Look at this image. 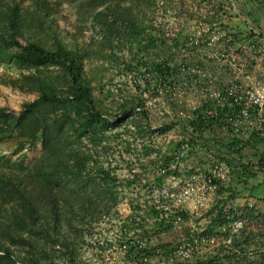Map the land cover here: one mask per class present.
I'll return each instance as SVG.
<instances>
[{"label": "trees", "instance_id": "16d2710c", "mask_svg": "<svg viewBox=\"0 0 264 264\" xmlns=\"http://www.w3.org/2000/svg\"><path fill=\"white\" fill-rule=\"evenodd\" d=\"M74 1L80 9L75 16V32L59 26L50 0H0V17L7 22L0 18V63L17 71L8 75L6 82L19 91L34 94L15 111L0 106V141L13 140L12 153L35 140L39 144L37 155L28 163L23 158L0 155V264H58L55 245L69 264H89L78 256L68 229L79 231L78 226L95 223L102 213L115 209L119 181L115 166L105 156L109 151L117 154L113 159L116 165L119 161L126 166L123 185L132 183L142 171H149L156 184L169 172H176L165 168V163L178 141L162 151L153 148L154 134L144 112L133 113L140 98L132 94L107 106L102 83L94 86V77L82 67L83 61L93 55L100 59L94 71L101 75L107 68L139 73V66L144 65L157 83L169 74L175 76L176 68L165 65L164 58L175 57L168 41L176 47L180 43L179 32L168 39L151 25L154 5L163 6L166 1ZM27 11L36 12L46 21L42 33L27 20ZM204 14L208 20L213 19L208 10ZM87 20L96 28L89 41L81 43L78 33H82ZM200 109H195L197 114L188 124L212 130L220 115L206 118L200 115ZM225 110L223 107L216 112ZM126 122H131L132 130L126 128ZM250 135L254 144L264 142L258 129L251 130ZM200 137L204 140L201 146L206 148L205 137ZM240 145V139L234 136L226 143L231 151ZM133 150L135 166L122 157ZM151 152L153 157H149ZM259 159H264V152ZM158 168L163 171L155 172ZM263 168L257 161L256 169ZM192 169L190 166L185 171ZM230 172L253 174L242 165L231 166ZM214 182L218 196L200 215L205 219L200 228H172L176 217L180 222L189 219L188 211L180 205L170 203L163 210L161 202L153 198L139 201L129 197L130 211L119 226L125 248L117 264H264L263 250L252 251L257 256L254 260L245 258L242 243H246L248 235L243 234L244 226L236 232L229 227L235 218L247 216L251 208L227 204L232 197L229 181ZM138 207H142L140 214H136ZM192 219L197 221V217ZM212 235L216 240L209 242ZM182 249L186 250L185 255L179 253Z\"/></svg>", "mask_w": 264, "mask_h": 264}, {"label": "built area", "instance_id": "2783aa9c", "mask_svg": "<svg viewBox=\"0 0 264 264\" xmlns=\"http://www.w3.org/2000/svg\"><path fill=\"white\" fill-rule=\"evenodd\" d=\"M211 2L202 0V5L210 13L227 11L236 17L242 16L234 0H225L220 6L215 1ZM207 18L208 15L204 13L198 17L188 18L166 15L152 17L151 25L155 26L154 28L158 27L165 38L170 39L179 32L180 43L176 47L168 41L169 51L175 52V57L164 58L165 65L169 68H176L175 76L169 74L157 83L146 71L145 66L140 65L139 73L132 70L116 72L113 69L118 78L125 82L124 85L104 84L105 88L113 94L115 101H120L122 98L118 96L121 94L122 86L129 87L134 91L132 94L140 98V103H135L133 106V113L144 112L145 119L154 134L153 141L155 137L153 143L155 150H165L168 144L178 141V146L168 152L170 157L165 163V168L175 169L176 172H169L165 178L175 181L188 180L194 185L184 187L176 194L171 203L174 206L180 205L182 198L190 195L192 190L197 191L199 197L206 195L209 191H214V179L225 183L229 180L230 166L225 160L215 159L208 167H204L202 163L193 165L188 161L192 150L197 147L206 149L198 144L197 136L207 129L193 128L187 122L196 116L197 112H194L196 108L201 107L200 115L206 118L212 114H219L218 122L231 124L232 131L238 129L237 121L242 118L248 122L257 119L260 125L264 124L262 117L264 45L258 43L259 30L247 21L245 27L247 36H244L233 28L223 27L224 30L216 26L214 19L208 20ZM181 25L184 30L181 29ZM87 27L86 33L89 39L93 28L96 27L92 26L90 21L87 22ZM143 41L142 39L141 42ZM122 53L128 55L126 50ZM118 65L121 66L122 63ZM223 107L226 108L225 111L216 112V109ZM125 125L128 130L133 129L131 122H126ZM160 126L165 127L159 130ZM138 147L137 144L136 149ZM134 155L135 150L123 154L122 157L128 158L135 165L132 160ZM153 156L154 152H151L149 157ZM160 162L158 160V163ZM118 165L124 164L118 161ZM190 166L193 169L186 172V168ZM131 170H134V167ZM162 171V168L155 170V172ZM138 178L142 182L146 180L141 177V174ZM154 201L161 202L159 205L163 210L168 207V204L162 200L154 199ZM179 223L180 219L176 217L171 222L172 228L178 229ZM242 224L241 218H235L229 225L231 232H236ZM119 226L120 222L114 227L116 242L111 246L116 248L119 254H123L125 242L121 240L122 233ZM195 240L194 238L193 241ZM207 240L213 242L216 236L212 235ZM120 241L121 244H119ZM179 253L185 255L186 250L182 249Z\"/></svg>", "mask_w": 264, "mask_h": 264}, {"label": "rangeland", "instance_id": "374dc122", "mask_svg": "<svg viewBox=\"0 0 264 264\" xmlns=\"http://www.w3.org/2000/svg\"><path fill=\"white\" fill-rule=\"evenodd\" d=\"M54 6V16L56 22L59 26L63 28L70 29L72 31H76L77 22L75 20L76 14L79 12V7L76 5L74 0H50ZM166 3L162 5L157 4L154 5V15L158 16H185V17H198L200 14L205 12V7L200 4L196 6H192L193 0H186L184 6H179L177 4V0H165ZM208 3H212V0H206ZM223 5L224 2L219 3L218 5ZM239 9V8H238ZM244 10V9H243ZM240 11V9H239ZM212 14V13H211ZM240 14L246 17L245 20L252 23V19L249 13L246 11ZM153 15V16H154ZM234 16L231 12L224 11L223 13H213V19L215 20L216 26L220 28L228 27L233 28L236 27L234 25V21H231L228 17ZM235 17V16H234ZM1 20L5 23V18L1 15ZM26 18L31 23V25L40 33L44 30L46 21L36 12H26ZM239 23L242 25H246L240 19V15L238 16ZM227 20V22L223 21ZM229 20V21H228ZM244 20V21H245ZM83 26L82 33H78V40L83 42H88L86 30H88L87 22ZM233 23V25L231 24ZM245 28V27H244ZM181 29L184 30L183 25H181ZM224 29V28H223ZM225 30V29H224ZM245 30V29H244ZM239 33V32H238ZM240 33H242L240 31ZM94 34V33H93ZM90 35V34H89ZM244 36H247L246 30L243 32ZM90 38V37H88ZM100 62L98 57H91L89 59H85L83 61V70L84 72L88 73L89 76H93V84L97 87V85L102 83V92L106 94L103 98V94H101L102 98L104 99V103L108 106L109 103L114 101L113 94L105 88L104 84H125L122 80L118 78L116 72L113 68H107L102 73H98L99 71H94L97 64ZM96 66V67H95ZM16 69L13 66L7 65L5 63H0V106L9 111H15L20 107V104L23 100H28L34 96L31 92H22L17 90L16 88L10 86L7 82V76L15 75ZM119 91V90H118ZM121 96L122 98L128 97L132 95V91L129 87L122 86ZM95 94H98L96 88L94 89ZM113 107V106H112ZM127 128V127H126ZM155 141V137H154ZM14 142L10 138L2 139L0 141V155L3 157H9L11 159L16 158H23V160L28 163L31 161L39 151V144L35 140L31 145L26 146L25 149L21 151H17L12 153L14 150ZM112 152L109 151L108 154H105L110 160V165L115 166V172L118 178V196L119 199L116 203V207L113 210H110L109 213H102L95 223H91L90 225L85 226H78L79 231L82 233L79 235V231H75L74 229H68V235L70 240L75 247V251L78 253V256L88 262L89 264H117L121 259L120 254L117 252L116 248L112 247L111 245L116 242V231L114 229L115 226L118 225V222L130 211L128 198L133 197L141 201L143 198L150 197L153 199L162 200L166 204L173 203V198L180 192V190L184 187H188L190 185H194L192 182L188 180L184 181H175L173 179H166L163 176L161 182L156 184L154 180L150 177L149 171H142L141 177L145 178V182H142L139 178H136L132 183L129 185H123V179L127 176V169L125 165L119 166L116 165L113 159H116L117 154L114 152V155L111 154ZM132 160L135 159V155L132 156ZM149 158V157H146ZM146 160V159H145ZM135 162V161H133ZM135 166V165H133ZM134 193L135 196H134ZM187 200L194 202L197 206L199 205V201L201 202V198L199 197V193L197 191H193L187 197L182 198L180 201V205L187 202ZM142 207L137 208V213L140 214ZM200 209L198 211H202ZM201 215V214H200ZM199 215V216H200ZM193 221V219H191ZM55 253L57 255V262L58 264H69V262L65 259V255L63 254L62 250L59 249L57 245H55ZM19 264V263H18Z\"/></svg>", "mask_w": 264, "mask_h": 264}, {"label": "crops", "instance_id": "0c3cea01", "mask_svg": "<svg viewBox=\"0 0 264 264\" xmlns=\"http://www.w3.org/2000/svg\"><path fill=\"white\" fill-rule=\"evenodd\" d=\"M186 0H177V4L182 6L185 4ZM215 3L225 2V0H212ZM202 4V0H193L192 6ZM234 4L240 9L242 13L246 11L249 13L252 24L260 32V38L258 43L264 45V0H234ZM244 9V10H243ZM231 21H234V30L239 31V34H243L245 31L244 27L239 21L238 17L230 16L228 17ZM240 19L247 23L244 14ZM245 20V21H244ZM224 22L227 20H223ZM229 21V20H228ZM233 25V23H231ZM240 31L242 33H240ZM262 117L264 118V108ZM236 130L229 131L228 127L231 128L229 123L219 122L217 125H213L212 130H205L199 133L197 136L198 144L204 141L200 136L205 137L206 149L202 147H197L188 156V161L193 165L196 163H202L204 167H208L213 160L222 159L225 160L231 167L246 166L253 173L252 175H247L246 172L241 173L242 175H237L230 172L229 174V184L231 185L232 197L227 201L232 207H243L246 206L251 208L249 214L243 217L244 231L243 234L248 235L246 243H242L245 247L247 260H254L257 256L253 250H263L264 252V168L256 169V163L259 161L260 164L264 165V159L260 160L259 157L264 152V142L254 144L252 142V136L250 135L251 130L258 129L259 132L264 137V124H259L257 119L247 121L246 119H239L236 124ZM234 134V135H233ZM234 136L240 139L241 145L235 151H231L226 146V143L231 140ZM259 159V160H258ZM238 180V182H236ZM225 193V192H224ZM217 192L209 191L206 195H202L201 202L196 206L194 202L187 200L186 203L180 205L183 209L187 210L189 213V219L187 222H180L178 229L182 226L191 227H203L205 225V219L199 216L200 209H205L209 206L215 197H217ZM202 210V211H203ZM197 217V221H191L192 218ZM234 252H236L235 249Z\"/></svg>", "mask_w": 264, "mask_h": 264}]
</instances>
